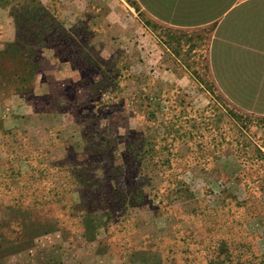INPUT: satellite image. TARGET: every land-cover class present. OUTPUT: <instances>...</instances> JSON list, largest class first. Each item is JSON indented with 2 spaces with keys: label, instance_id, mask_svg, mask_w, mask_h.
I'll use <instances>...</instances> for the list:
<instances>
[{
  "label": "rangeland",
  "instance_id": "rangeland-1",
  "mask_svg": "<svg viewBox=\"0 0 264 264\" xmlns=\"http://www.w3.org/2000/svg\"><path fill=\"white\" fill-rule=\"evenodd\" d=\"M208 39L135 0H0V264H264V117Z\"/></svg>",
  "mask_w": 264,
  "mask_h": 264
},
{
  "label": "crops",
  "instance_id": "crops-1",
  "mask_svg": "<svg viewBox=\"0 0 264 264\" xmlns=\"http://www.w3.org/2000/svg\"><path fill=\"white\" fill-rule=\"evenodd\" d=\"M135 2L170 31L205 33L207 65L219 92L238 109L264 117V0ZM159 51L152 62L161 71L170 61L164 48Z\"/></svg>",
  "mask_w": 264,
  "mask_h": 264
},
{
  "label": "trees",
  "instance_id": "trees-1",
  "mask_svg": "<svg viewBox=\"0 0 264 264\" xmlns=\"http://www.w3.org/2000/svg\"><path fill=\"white\" fill-rule=\"evenodd\" d=\"M25 8H26L27 11L30 10V7H28V6H26ZM30 12H33V11H30ZM34 18H36V17H34ZM96 182H97L96 180L93 181V183H95L96 185H98ZM123 202H124V199L122 200V203H123ZM118 203L121 204L120 201H118ZM122 205H123V204H122Z\"/></svg>",
  "mask_w": 264,
  "mask_h": 264
}]
</instances>
